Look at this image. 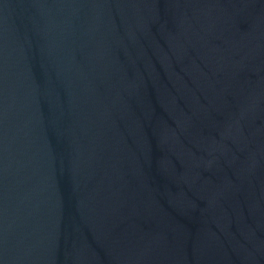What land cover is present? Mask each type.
<instances>
[{"label":"water","instance_id":"95a60500","mask_svg":"<svg viewBox=\"0 0 264 264\" xmlns=\"http://www.w3.org/2000/svg\"><path fill=\"white\" fill-rule=\"evenodd\" d=\"M0 264H264V0H0Z\"/></svg>","mask_w":264,"mask_h":264}]
</instances>
